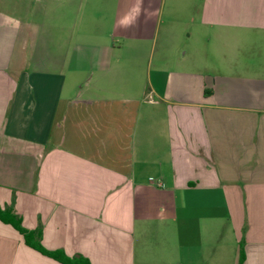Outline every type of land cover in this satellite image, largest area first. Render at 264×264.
<instances>
[{
  "label": "crops",
  "instance_id": "obj_1",
  "mask_svg": "<svg viewBox=\"0 0 264 264\" xmlns=\"http://www.w3.org/2000/svg\"><path fill=\"white\" fill-rule=\"evenodd\" d=\"M0 206L90 264H264V0H0ZM0 264H62L0 221Z\"/></svg>",
  "mask_w": 264,
  "mask_h": 264
},
{
  "label": "trees",
  "instance_id": "obj_2",
  "mask_svg": "<svg viewBox=\"0 0 264 264\" xmlns=\"http://www.w3.org/2000/svg\"><path fill=\"white\" fill-rule=\"evenodd\" d=\"M0 221L12 225L24 238L25 243L38 251L44 256L59 261L62 264H90L89 260L82 256L70 258L64 251L56 250L51 251L44 247L41 242V231L40 230H29L26 229L22 224V218L14 212L13 208H2L0 206ZM244 256L242 254L241 264H243Z\"/></svg>",
  "mask_w": 264,
  "mask_h": 264
}]
</instances>
